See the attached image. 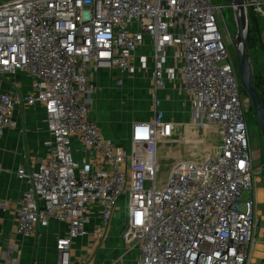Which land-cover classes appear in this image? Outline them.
Here are the masks:
<instances>
[{
    "label": "built area",
    "instance_id": "built-area-1",
    "mask_svg": "<svg viewBox=\"0 0 264 264\" xmlns=\"http://www.w3.org/2000/svg\"><path fill=\"white\" fill-rule=\"evenodd\" d=\"M246 3L248 15L264 18V0ZM221 9L211 0L0 1V138L18 128V107L36 104L51 136L37 168L18 170L27 184L20 237L41 239L53 224H64L58 264H75L74 242L89 236L95 216L99 233L107 229L124 198L123 241L138 251L136 264H248L260 227L256 157ZM102 70L151 71L153 117L133 123L122 145L90 118L92 78ZM21 72L31 77V91L3 92L2 80ZM177 79L193 108L181 124L167 120L159 100ZM164 145L200 151L176 161L159 186Z\"/></svg>",
    "mask_w": 264,
    "mask_h": 264
},
{
    "label": "crops",
    "instance_id": "crops-1",
    "mask_svg": "<svg viewBox=\"0 0 264 264\" xmlns=\"http://www.w3.org/2000/svg\"><path fill=\"white\" fill-rule=\"evenodd\" d=\"M142 53H145L144 49L138 52V54ZM169 65H174L172 59H170ZM118 72L121 75H118ZM146 73L137 72L135 76L136 73L123 74L119 70H102L93 75L92 79L96 86V93L91 97L93 106L90 118L96 122L107 139L118 145L128 141L133 123L149 121L153 117V113L146 111L144 108H142V111H144L140 117L136 115V105L139 102V98L137 97V99L135 96L136 93L140 92L142 87L147 89V94L153 93L151 71L149 70ZM133 74L134 76H132ZM144 74L147 75L146 78L140 79V75L144 76ZM127 76L134 78L126 79ZM120 79L124 82L122 86L117 84ZM126 80L128 83H133L134 86L127 87L125 90ZM31 84V77L21 72L14 77L4 78L1 87L3 92L25 95L31 91ZM165 90L168 94L165 96L167 100H171L175 91L178 90L180 95L184 96L179 79L174 82L169 80ZM119 93L130 98L127 102V108L121 110L109 109L108 104L115 109L117 103L113 101V98H117ZM132 93L134 94L133 98ZM145 100L146 97H144ZM177 103L174 108H177ZM131 104H135L133 112L129 111ZM171 111L170 107L165 110L169 122L181 124L191 119V116H187L176 120L170 117ZM14 118L18 123V128L7 130L0 138V264H9L10 260H17L20 264H58L59 257L56 242L67 230L66 225L53 224L44 232L41 239L38 237L22 238L17 234L18 207L22 194L27 189V184L18 178V170L24 168L32 172L45 158L47 151L45 143L51 139L50 133L44 124L45 111L43 106L39 104L33 107L20 106L16 109ZM179 156L182 155L179 154ZM261 189L259 187L258 191ZM2 205H6V209H3ZM121 214L122 209L119 206L111 224L102 233L98 231L99 217L92 218L91 223L87 226L89 236L74 242L73 261L75 264H113L116 262L119 256L111 259L110 255H107L109 250H105L106 244L104 247H101L100 244L101 238L108 234L112 236V239L116 236L123 239V230L118 227ZM19 252L22 253L19 254ZM100 255L105 257L103 259L101 257L98 261Z\"/></svg>",
    "mask_w": 264,
    "mask_h": 264
},
{
    "label": "rangeland",
    "instance_id": "rangeland-1",
    "mask_svg": "<svg viewBox=\"0 0 264 264\" xmlns=\"http://www.w3.org/2000/svg\"><path fill=\"white\" fill-rule=\"evenodd\" d=\"M1 1V0H0ZM6 1V0H3ZM212 3L217 6L221 7L222 9L220 10L219 13V20H220V29L221 32L224 36L225 41L228 44V48L230 51V54L236 63L237 66V55H236V50L234 46V40L236 38V33H237V27L235 23V16H234V10L231 8V5L229 3V0H211ZM253 14V12L250 10L249 14ZM254 15V14H253ZM256 18H259V21L261 23V28L263 30L262 33V43L261 47L258 50H253L251 53V62L252 66L254 68V72L256 76H259L260 78H264V18L256 16ZM238 70V69H237ZM147 74V73H146ZM146 74L140 75V79H145ZM118 75H121V73L118 72ZM137 73L135 74V76ZM134 76V74L132 75ZM127 78H134V77H126ZM138 78V77H137ZM144 81V80H143ZM127 82V83H126ZM126 85L124 89L126 90L127 87H133V83H128L126 80ZM134 82V81H132ZM140 82V81H139ZM117 85V84H116ZM242 87V85H241ZM141 89V88H140ZM122 92V91H120ZM243 92V98L245 99V105H246V112H245V121L247 124L248 128V137H249V144H250V150L251 153H254L255 157L254 158V166L256 168L255 171V179H256V188L261 187L262 189L258 192L259 200L260 202L263 203L261 207H259V210L262 211L263 217H264V144L261 136V132L257 123L256 116L252 112L251 106L252 103L248 97V95L245 93V91L242 88ZM148 91L146 88L142 87L140 92L136 93V98H139V102L136 105V115L137 117H140V115L143 114L142 108H144L146 111H151L153 113V98L152 94H147ZM122 93H119L117 98H113V101L117 103L115 106V109L107 105L109 109L113 110H121V109H126L127 108V102L130 100L129 97L122 96ZM168 95L166 93V90H163L159 92V100L161 101V109L165 112V110L168 109V107L171 108V114L170 117L177 119H183L186 118L187 116L190 117L193 112V108L190 104V101L183 95H180V91H175L172 99H165V96ZM132 98L134 94H131ZM144 97H146V100L144 101ZM137 98V99H138ZM148 98V99H147ZM170 98V97H169ZM110 99V98H109ZM116 99V100H115ZM177 103V108H174V105ZM125 103V105H124ZM135 104H131L130 106V112H133V107ZM191 146H186V145H172V146H161L158 152V160L160 164V171L158 172V185L159 186H165L168 178L170 176L173 164L176 161H180L182 159H189L192 154H189L190 152H199L200 150H193ZM201 149V147H198ZM181 154L182 156H179ZM251 194L246 192L244 194L245 198L250 197ZM126 200L123 198L120 202V207L122 209V214H121V219L120 223L118 225L119 229L124 230L127 228V223H128V217L126 216ZM122 232V235H123ZM121 235V236H122ZM115 238V237H114ZM112 239V236L109 234L101 238V247H104L106 244L105 250H109V254L111 259L116 258L119 256L123 257V261H120L118 264H136L137 258H138V251H128V247L126 246L125 242L123 241L122 238H118L116 236L115 239ZM108 245V247H107ZM101 254V252H99ZM98 257V256H97ZM102 259L105 256H101L98 258V261ZM119 258L116 260L118 261ZM248 264H264V222L261 224V229L258 231V236L256 238L255 244L252 248L250 259Z\"/></svg>",
    "mask_w": 264,
    "mask_h": 264
},
{
    "label": "water",
    "instance_id": "water-1",
    "mask_svg": "<svg viewBox=\"0 0 264 264\" xmlns=\"http://www.w3.org/2000/svg\"><path fill=\"white\" fill-rule=\"evenodd\" d=\"M234 10L237 27L234 46L237 55V69L240 83L248 95L254 110L264 144V102L256 86L254 69L251 62L250 20L246 0H229Z\"/></svg>",
    "mask_w": 264,
    "mask_h": 264
},
{
    "label": "trees",
    "instance_id": "trees-1",
    "mask_svg": "<svg viewBox=\"0 0 264 264\" xmlns=\"http://www.w3.org/2000/svg\"><path fill=\"white\" fill-rule=\"evenodd\" d=\"M249 20H250V28H251L250 38H251V53H252L253 50H258L262 48L261 43H262L263 30L261 28V23L259 21V18H256L255 15L250 13ZM254 77H255L256 86L264 102V78L262 79L259 76H256L255 72H254ZM251 109H252V112L254 113L252 106H251Z\"/></svg>",
    "mask_w": 264,
    "mask_h": 264
},
{
    "label": "flooded vegetation",
    "instance_id": "flooded-vegetation-1",
    "mask_svg": "<svg viewBox=\"0 0 264 264\" xmlns=\"http://www.w3.org/2000/svg\"><path fill=\"white\" fill-rule=\"evenodd\" d=\"M258 192H259V191H258V188H256V193H257V208H258V213H259V216H260V227H259V231H260V229H261V224L264 222V217H263V213H262V211L259 210V207H261V206L263 205V203L260 202V200H259V198H258V196H259Z\"/></svg>",
    "mask_w": 264,
    "mask_h": 264
}]
</instances>
